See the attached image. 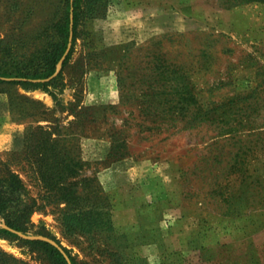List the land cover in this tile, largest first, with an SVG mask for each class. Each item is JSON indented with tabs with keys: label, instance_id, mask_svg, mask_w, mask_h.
Returning <instances> with one entry per match:
<instances>
[{
	"label": "rangeland",
	"instance_id": "1",
	"mask_svg": "<svg viewBox=\"0 0 264 264\" xmlns=\"http://www.w3.org/2000/svg\"><path fill=\"white\" fill-rule=\"evenodd\" d=\"M253 3L108 0L82 11L49 90L0 83V177L18 173L34 207L19 237L0 233V264H58L25 242L40 236L81 264H264V8L263 21L237 17L239 32L228 12ZM65 12L66 0H0V62L42 65ZM160 63L183 74L186 108ZM69 155L77 172L63 174ZM123 158L127 176L103 177ZM91 205L69 232L65 214Z\"/></svg>",
	"mask_w": 264,
	"mask_h": 264
},
{
	"label": "trees",
	"instance_id": "2",
	"mask_svg": "<svg viewBox=\"0 0 264 264\" xmlns=\"http://www.w3.org/2000/svg\"><path fill=\"white\" fill-rule=\"evenodd\" d=\"M107 3L108 0H66V12L63 19L53 25V28L59 36V40L43 55V64L32 70H27L18 64L6 66L4 63L0 62V83L21 84L24 85L25 88H43L49 90V85L56 83L61 78L60 76L62 73L60 72L50 81H46L45 79L55 73L57 65L63 57H65L63 65H66L72 57V47L68 51V45L70 43L71 34H73L72 41L73 43L75 42L76 29L82 11L95 14L98 10L104 9ZM162 67V63L156 66V68L160 70V73L169 72L171 76L172 96L170 97V100L172 106L179 109L186 108L188 104L195 101V96L192 91L187 90V84L185 81L180 80L184 77L183 74L176 67L172 68L164 66L163 70ZM36 132L45 133L46 128L44 126H37L31 131V135H36ZM62 162L61 166L64 168L62 171L63 174H66V172H77L75 168L77 161L74 162L72 156H66ZM26 190V185L18 173L8 172L0 177V213L3 214L7 225L10 227L0 228L1 234L19 237L12 229L26 231L25 222L29 219L34 208L33 205L25 202L24 195ZM101 209L102 208L96 205H91L83 212L80 210L74 213H66L64 216V222L67 229L69 232L75 231L81 222L85 219L92 220L90 215ZM106 212L111 226L114 227L112 219L113 208H108ZM25 242L33 247L42 248L52 256L58 264H68L63 253L51 243L44 240L30 239L25 240ZM64 249L71 257L73 264H81L76 260L69 249L66 247H64ZM2 254L4 255V253Z\"/></svg>",
	"mask_w": 264,
	"mask_h": 264
},
{
	"label": "crops",
	"instance_id": "3",
	"mask_svg": "<svg viewBox=\"0 0 264 264\" xmlns=\"http://www.w3.org/2000/svg\"><path fill=\"white\" fill-rule=\"evenodd\" d=\"M250 10H254V13H252L251 15H249V12L250 11H248L249 9ZM260 9V8H264V5L263 4H258V3H253V4H249V5H245V6H241V7H237V8H234V9H232L231 11L229 10L228 12H230L229 14H230V20L229 21H232L231 23L233 24V26L232 27H234V23H235V21H236V19H237V17H240V18H242L243 20H253L254 21V19L255 20H261V21H263V12H261V13H259V11H257V9ZM251 18V19H250ZM236 25V24H235ZM182 26V28L181 29H184V28H188V22H187V20L186 21H184L183 22V24L181 25ZM251 27L250 26H248V27H244L243 29H244V33H246V35H250V34H253L254 32H253V30L252 29H250ZM237 31V32H239L238 30H237V28H235L234 27V29H233V31ZM236 32V33H237ZM130 160V158H123L122 160H119V161H117V162H115L111 167H109V168H107V169H105V172L107 171V170H110V171H108V174H104V171L102 172L103 173V177L105 176H108L109 175V173L114 177V178H118V176H119V174H121L122 176H124V175H128L129 174V171L127 170V169H129V168H132V164H131V161H129ZM125 169L124 171H119L120 173H118V171H117V169Z\"/></svg>",
	"mask_w": 264,
	"mask_h": 264
},
{
	"label": "water",
	"instance_id": "4",
	"mask_svg": "<svg viewBox=\"0 0 264 264\" xmlns=\"http://www.w3.org/2000/svg\"><path fill=\"white\" fill-rule=\"evenodd\" d=\"M5 227L9 228V226H7V225H5ZM12 230L15 231V232H17V233H20L17 230H14V229H12ZM36 238L45 240V241L51 243L52 245L56 246L63 253V255L65 256L68 264H73L72 259L69 256V254L66 252V250L56 240H54V239H52L50 237H46V236H40V237H36Z\"/></svg>",
	"mask_w": 264,
	"mask_h": 264
}]
</instances>
